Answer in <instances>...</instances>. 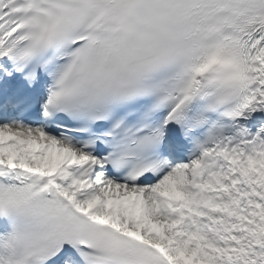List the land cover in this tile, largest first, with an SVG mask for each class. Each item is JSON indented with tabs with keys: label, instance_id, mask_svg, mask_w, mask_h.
I'll list each match as a JSON object with an SVG mask.
<instances>
[{
	"label": "snow or ice",
	"instance_id": "6c2138e0",
	"mask_svg": "<svg viewBox=\"0 0 264 264\" xmlns=\"http://www.w3.org/2000/svg\"><path fill=\"white\" fill-rule=\"evenodd\" d=\"M0 264H264V0H0Z\"/></svg>",
	"mask_w": 264,
	"mask_h": 264
}]
</instances>
